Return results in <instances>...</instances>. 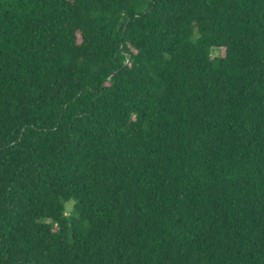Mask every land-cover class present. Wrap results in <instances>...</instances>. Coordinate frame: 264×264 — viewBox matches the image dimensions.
<instances>
[{
    "label": "trees",
    "instance_id": "1",
    "mask_svg": "<svg viewBox=\"0 0 264 264\" xmlns=\"http://www.w3.org/2000/svg\"><path fill=\"white\" fill-rule=\"evenodd\" d=\"M0 264H264V0H0Z\"/></svg>",
    "mask_w": 264,
    "mask_h": 264
},
{
    "label": "rangeland",
    "instance_id": "2",
    "mask_svg": "<svg viewBox=\"0 0 264 264\" xmlns=\"http://www.w3.org/2000/svg\"><path fill=\"white\" fill-rule=\"evenodd\" d=\"M220 53H221V49L220 48L213 47L210 50L211 56H216V55H219ZM64 206H65V211L68 212L70 210V208H71V202L70 201L66 202Z\"/></svg>",
    "mask_w": 264,
    "mask_h": 264
}]
</instances>
